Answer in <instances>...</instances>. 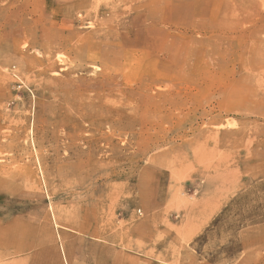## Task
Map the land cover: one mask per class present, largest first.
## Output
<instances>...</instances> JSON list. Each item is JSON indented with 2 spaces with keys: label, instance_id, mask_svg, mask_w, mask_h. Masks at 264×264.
I'll return each mask as SVG.
<instances>
[{
  "label": "rangeland",
  "instance_id": "rangeland-1",
  "mask_svg": "<svg viewBox=\"0 0 264 264\" xmlns=\"http://www.w3.org/2000/svg\"><path fill=\"white\" fill-rule=\"evenodd\" d=\"M0 264H264V0H0Z\"/></svg>",
  "mask_w": 264,
  "mask_h": 264
}]
</instances>
